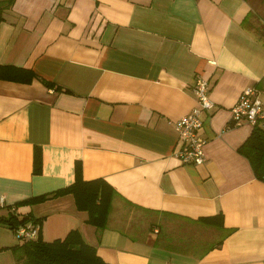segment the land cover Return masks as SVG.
<instances>
[{
	"label": "crops",
	"instance_id": "0c3cea01",
	"mask_svg": "<svg viewBox=\"0 0 264 264\" xmlns=\"http://www.w3.org/2000/svg\"><path fill=\"white\" fill-rule=\"evenodd\" d=\"M0 1V66L36 76L0 77V219L29 213L44 241L76 229L109 264H264V182L237 151L253 126L229 116L245 87L264 101V0ZM195 75L213 102L198 165L174 155L173 127ZM76 163L114 190L103 229L69 193L12 207ZM17 243L0 222V264Z\"/></svg>",
	"mask_w": 264,
	"mask_h": 264
},
{
	"label": "trees",
	"instance_id": "16d2710c",
	"mask_svg": "<svg viewBox=\"0 0 264 264\" xmlns=\"http://www.w3.org/2000/svg\"><path fill=\"white\" fill-rule=\"evenodd\" d=\"M8 5L0 1V20L2 11ZM0 77L28 82L36 77L29 69L15 66H0ZM46 86H52L49 81L40 79ZM59 89L58 87H55ZM237 151L249 162L254 177L264 182V125H254L237 147ZM32 172L40 170V154L35 149L32 155ZM71 194L77 209L85 211V222L96 230L105 227L114 190L101 177L85 180L80 176L79 164L74 167L73 181L61 188L19 201L12 205H22L41 201L46 197ZM12 210V208H10ZM209 225H221V214L203 219ZM0 222L14 230L18 225L27 222L37 223L40 219H34L29 213L17 215L13 211L10 215L0 219ZM14 234V231H13ZM15 237V236H14ZM18 243L9 247L14 254V264H109L105 262L95 251L93 245L85 242L78 230L70 229L63 237L44 241L39 233L35 239H17Z\"/></svg>",
	"mask_w": 264,
	"mask_h": 264
},
{
	"label": "built area",
	"instance_id": "2783aa9c",
	"mask_svg": "<svg viewBox=\"0 0 264 264\" xmlns=\"http://www.w3.org/2000/svg\"><path fill=\"white\" fill-rule=\"evenodd\" d=\"M191 92L194 105L185 114L173 121L178 148L174 155L182 163L201 164L204 160L202 146L204 138L200 135L201 115L209 114L213 102L209 97V84L202 75H195ZM232 125L247 122L250 125H264V101L258 98L257 89L248 86L241 90L237 100L229 108ZM17 239H35L38 233L37 223H24L14 228Z\"/></svg>",
	"mask_w": 264,
	"mask_h": 264
}]
</instances>
